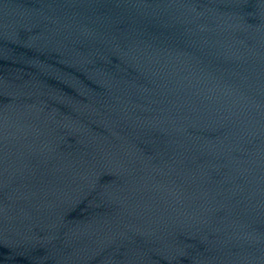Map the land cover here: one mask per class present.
<instances>
[{"label": "water", "instance_id": "obj_1", "mask_svg": "<svg viewBox=\"0 0 264 264\" xmlns=\"http://www.w3.org/2000/svg\"><path fill=\"white\" fill-rule=\"evenodd\" d=\"M0 264H264V0H0Z\"/></svg>", "mask_w": 264, "mask_h": 264}]
</instances>
